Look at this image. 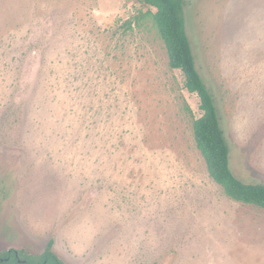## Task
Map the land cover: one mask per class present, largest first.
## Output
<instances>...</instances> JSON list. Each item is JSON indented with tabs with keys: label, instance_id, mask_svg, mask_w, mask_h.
<instances>
[{
	"label": "rangeland",
	"instance_id": "374dc122",
	"mask_svg": "<svg viewBox=\"0 0 264 264\" xmlns=\"http://www.w3.org/2000/svg\"><path fill=\"white\" fill-rule=\"evenodd\" d=\"M185 1L232 170L264 183V0ZM146 11L0 0V255L53 240L63 264H264V209L210 176L200 99Z\"/></svg>",
	"mask_w": 264,
	"mask_h": 264
},
{
	"label": "trees",
	"instance_id": "16d2710c",
	"mask_svg": "<svg viewBox=\"0 0 264 264\" xmlns=\"http://www.w3.org/2000/svg\"><path fill=\"white\" fill-rule=\"evenodd\" d=\"M147 8L141 17L150 16L168 52L169 64L181 70L184 87L200 99L201 116L193 121L196 145L204 156L210 176L234 200L264 209V183H247L238 178L230 163L231 149L220 123L218 108L211 90L201 76L186 27L185 0H137ZM155 9L153 11L152 9ZM139 19H141L139 17ZM34 260L15 249L0 255V264H63L51 250ZM23 254V253H22ZM21 259V260H20Z\"/></svg>",
	"mask_w": 264,
	"mask_h": 264
}]
</instances>
